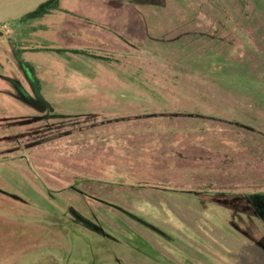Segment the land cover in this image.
<instances>
[{
  "label": "rangeland",
  "instance_id": "374dc122",
  "mask_svg": "<svg viewBox=\"0 0 264 264\" xmlns=\"http://www.w3.org/2000/svg\"><path fill=\"white\" fill-rule=\"evenodd\" d=\"M99 1L92 53L106 61L57 52L41 30L23 52L33 76L0 53V264H264V0ZM177 124L209 128L210 151L182 153L205 159L179 161L199 162L189 177L208 190L148 192L123 166L94 175L108 147H160L153 129Z\"/></svg>",
  "mask_w": 264,
  "mask_h": 264
},
{
  "label": "trees",
  "instance_id": "16d2710c",
  "mask_svg": "<svg viewBox=\"0 0 264 264\" xmlns=\"http://www.w3.org/2000/svg\"><path fill=\"white\" fill-rule=\"evenodd\" d=\"M59 10H60V0H48L42 3L41 5H39L37 9H35L34 11L29 12L18 19L43 17L45 14H48L52 11H59ZM0 36H1V32H0ZM17 51L19 53L21 52L20 49H17ZM56 51L60 53L67 51V52H71L74 54L84 55L90 58H95V59L101 58V60H104V61L107 60L106 57L97 56L96 54L90 51L84 50V49H78V48L61 49L60 48ZM24 65L25 66L27 65L29 67L31 75L33 76V70H32L31 65L28 64L27 62L24 63ZM1 123H3V121ZM194 128L195 127H190V126H180L179 124L174 125L169 129L171 131L170 138L168 137L165 138L164 136L165 132L163 130H158L157 128H154L152 135H155V136L159 135V140L162 142V145H163L160 147L155 146V144H153L154 145L153 146L152 144H146V143L140 144V145H129L128 147H123V148H120V147L112 148L110 146L108 147V148H111V149H108L110 153L108 154L106 159H103L106 163H98V164L95 163L94 164V175H101L100 172L104 171V168L107 169V167L114 166L116 167V169H121L120 167L123 166L126 173L136 178V181L139 183V185H141L140 187L147 189L148 192H153L155 190H158L160 192L170 191V190L172 191L174 190L173 192L178 191V190H181V191L192 190L198 193L202 191L204 192L205 190H208L210 182H208L207 184L200 183L199 180H191L189 176L190 174H193L196 172V170H191V168L195 167L197 164H199V162H202L200 160L201 159L204 160L206 156L199 154V155H194V156L190 155L191 158H187V156H184V154H182L184 149L188 147L194 150L199 148L200 150L210 151L209 141L211 138H210L209 133L207 132L209 128L206 129V132H203L204 127L202 128V130L199 129L200 130L199 132L202 133V135L198 137L195 136ZM150 132L151 131L144 129L141 133H139V135L140 137L141 135L150 137ZM175 134H176V137H174ZM5 136L6 134H2V133L0 134V137H5ZM155 136H152V137H155ZM205 143H206V146H205ZM186 151L184 153L188 154L186 153ZM34 152H36L35 149H32L30 151V153H34ZM176 153L177 154L181 153L183 157L178 156ZM41 156L43 157V161L35 163V165L38 168H40L41 171L43 172L46 167L45 161L48 162L51 156L47 154H42ZM47 156L48 158H46ZM5 158L7 157H0V159L2 160ZM184 159H187V160L199 159L197 160L199 162H197V164L191 163L190 166H186V167L179 165L180 163L179 161L183 162ZM204 171H206L210 175V173L212 172L211 166L208 165L206 169H204ZM169 172L177 176L178 179L175 177H171V178L168 177L169 180L167 179L163 180L162 179L163 177H159L160 175H167V173ZM70 175L71 176L69 177L68 181H71L74 177L72 173H70ZM43 181H45L44 178H43ZM161 182L162 183L169 182L171 183L170 184L171 186H161ZM42 184L44 185L45 188L49 189V187L46 186V184L44 183ZM129 184L130 182L126 183V185H129ZM188 184H191L192 186ZM0 195H1L0 197H4V198L8 197V199L11 200L10 199L11 196L6 195L2 187H0ZM6 205H8V207L11 206L13 208L17 207L15 206V204H6ZM23 231L24 230H22V228L21 229L19 228V232H16L14 235L19 236V237L21 236L23 238H24V234L25 236L29 235V233L28 235H26V233ZM30 238L33 240V237H30ZM242 254H244L243 258L245 259V261L258 264V259H256L253 255L245 256L247 253H244V252H242ZM254 254L258 256L255 252ZM234 258H233V262L235 261ZM262 263L259 262V264H262Z\"/></svg>",
  "mask_w": 264,
  "mask_h": 264
},
{
  "label": "crops",
  "instance_id": "0c3cea01",
  "mask_svg": "<svg viewBox=\"0 0 264 264\" xmlns=\"http://www.w3.org/2000/svg\"><path fill=\"white\" fill-rule=\"evenodd\" d=\"M96 1L97 0H60L59 11H52L45 14L43 17L28 18L27 20L18 19V23L15 27H18L20 32H22L20 38L16 41L18 47H11V45L9 46L8 44H4L5 42L3 43V38L5 39L6 36L10 37L13 33L12 28L10 29V24L4 22L0 27L2 31L3 28L6 27L9 34L0 36V47H2L0 53H5L13 48L15 51L17 49H23L24 51H21L18 55L20 56V60L23 61L22 64L26 63L28 60L24 53L26 52L25 49L28 47L27 43L36 40V38L39 37L37 34L40 30L45 34H54V37L59 40V44L65 46L66 49L78 48L94 52V3H96ZM110 1L113 2L114 0ZM99 2H102L101 5L108 4L107 0H100ZM45 34L40 36L43 40L41 42L43 46L47 43ZM86 45L92 48H87ZM66 52L67 51H65V53ZM21 56L25 58L22 59ZM64 83L69 82L65 81ZM74 83L83 84L84 82L81 80Z\"/></svg>",
  "mask_w": 264,
  "mask_h": 264
},
{
  "label": "water",
  "instance_id": "95a60500",
  "mask_svg": "<svg viewBox=\"0 0 264 264\" xmlns=\"http://www.w3.org/2000/svg\"><path fill=\"white\" fill-rule=\"evenodd\" d=\"M48 0H0V24L34 11Z\"/></svg>",
  "mask_w": 264,
  "mask_h": 264
},
{
  "label": "built area",
  "instance_id": "2783aa9c",
  "mask_svg": "<svg viewBox=\"0 0 264 264\" xmlns=\"http://www.w3.org/2000/svg\"><path fill=\"white\" fill-rule=\"evenodd\" d=\"M1 24H3V23H1ZM1 24H0V25H1ZM3 32H4V33H7V32H8V29L3 28Z\"/></svg>",
  "mask_w": 264,
  "mask_h": 264
}]
</instances>
